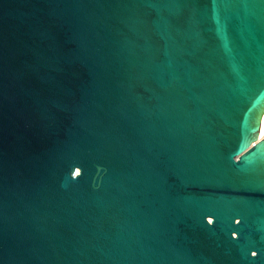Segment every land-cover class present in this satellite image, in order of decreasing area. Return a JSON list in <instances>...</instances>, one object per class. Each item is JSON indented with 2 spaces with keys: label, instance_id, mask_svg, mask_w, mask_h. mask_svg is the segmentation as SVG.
I'll return each mask as SVG.
<instances>
[{
  "label": "water",
  "instance_id": "obj_1",
  "mask_svg": "<svg viewBox=\"0 0 264 264\" xmlns=\"http://www.w3.org/2000/svg\"><path fill=\"white\" fill-rule=\"evenodd\" d=\"M264 0H0V264H264Z\"/></svg>",
  "mask_w": 264,
  "mask_h": 264
},
{
  "label": "bare ground",
  "instance_id": "obj_2",
  "mask_svg": "<svg viewBox=\"0 0 264 264\" xmlns=\"http://www.w3.org/2000/svg\"><path fill=\"white\" fill-rule=\"evenodd\" d=\"M259 137H260V139H264V115H263L262 120H261Z\"/></svg>",
  "mask_w": 264,
  "mask_h": 264
}]
</instances>
